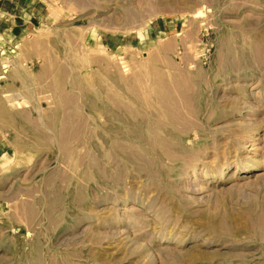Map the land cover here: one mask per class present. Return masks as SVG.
Listing matches in <instances>:
<instances>
[{
    "label": "rangeland",
    "instance_id": "rangeland-1",
    "mask_svg": "<svg viewBox=\"0 0 264 264\" xmlns=\"http://www.w3.org/2000/svg\"><path fill=\"white\" fill-rule=\"evenodd\" d=\"M39 1L0 34V264H264V0Z\"/></svg>",
    "mask_w": 264,
    "mask_h": 264
},
{
    "label": "crops",
    "instance_id": "crops-1",
    "mask_svg": "<svg viewBox=\"0 0 264 264\" xmlns=\"http://www.w3.org/2000/svg\"><path fill=\"white\" fill-rule=\"evenodd\" d=\"M51 17L50 11L39 0H0V34L7 41L19 38L33 26L46 24ZM156 27L162 32L173 31L177 29V21L167 18ZM155 28L152 29L156 30ZM143 35L140 37V43L143 38H149L146 34ZM99 36L101 42L109 49L114 50L121 46V40L101 34Z\"/></svg>",
    "mask_w": 264,
    "mask_h": 264
}]
</instances>
